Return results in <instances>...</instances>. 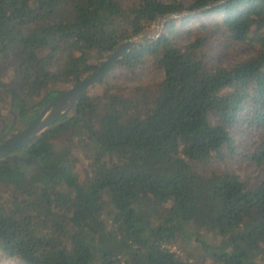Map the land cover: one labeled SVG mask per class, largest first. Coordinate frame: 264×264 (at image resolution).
Segmentation results:
<instances>
[{
    "label": "trees",
    "instance_id": "trees-1",
    "mask_svg": "<svg viewBox=\"0 0 264 264\" xmlns=\"http://www.w3.org/2000/svg\"><path fill=\"white\" fill-rule=\"evenodd\" d=\"M219 1L0 0V67L13 79L4 83L0 70V89L10 96L12 117L25 126L60 86L95 72L116 45L157 16ZM207 15L217 16L203 20ZM195 16L199 23L185 26L180 36L189 37L180 42L178 26ZM209 39L244 45L251 54L211 63ZM149 64L163 74L152 90L135 86V95L126 94L103 77L101 93L85 92L32 143L0 159L6 258L195 264L166 248L192 229L197 239H218L211 249L199 240L214 264H264V0H225L168 20L159 37L116 58L107 72L118 67L136 76ZM3 99L0 92V104ZM1 119L0 135L11 122ZM237 123L256 135L247 154L263 175L255 185L210 165L236 154L231 128ZM57 137L83 152L85 186L64 160L46 164ZM28 155L40 162L31 174L22 165Z\"/></svg>",
    "mask_w": 264,
    "mask_h": 264
},
{
    "label": "rangeland",
    "instance_id": "rangeland-1",
    "mask_svg": "<svg viewBox=\"0 0 264 264\" xmlns=\"http://www.w3.org/2000/svg\"><path fill=\"white\" fill-rule=\"evenodd\" d=\"M190 0H184V2L188 3ZM217 15H207L203 17V20H212ZM180 18V17H179ZM176 18L175 20H178ZM161 21L159 22V24ZM199 19L195 16L190 18L187 22L183 23L181 26H178L177 35L179 36V41L183 42L188 39L189 35H181L180 32L185 29L188 24H198ZM153 23L151 27H149V33L151 34H161L164 31V26L158 30L157 25ZM223 42L209 39L205 45V52L207 54V59L211 63H221L224 65H228L231 62L237 60L239 56L246 57L251 54V50L244 46L238 45L224 47ZM4 66L0 67L2 71V80L4 83L9 84L13 81L11 79L9 71ZM162 71L152 65H147L144 69L138 71L136 76L129 75L126 71L115 67L104 76L105 80H108L109 83L115 84L117 88H120L121 92L126 94L135 95L136 92L134 90L135 86H143L152 90L155 82L159 81L162 78ZM73 83L64 84L60 86L61 89L66 90ZM105 84H94L89 87L86 91L87 95H95L102 92ZM63 90V91H64ZM143 90V89H141ZM0 92L3 93L4 99L0 104V125L2 124V117L6 119L8 122L12 119V111L10 108V96L3 92L0 89ZM51 100V99H50ZM41 110V109H40ZM39 110V111H40ZM38 111V112H39ZM38 114V113H37ZM36 114V115H37ZM210 122H215L216 117L213 114L209 115ZM25 123L24 121L22 122ZM19 120L14 123V126L17 127V130L21 128L22 124ZM231 135L235 141V151L236 154L231 158L218 159L215 158L211 161L210 165L212 168L221 170L228 169L230 172L236 174L240 179L247 182L249 185H255L260 183L263 180L262 172L257 169L255 164L247 158V154L251 152L254 147V141L256 140L255 132L249 130L247 126L237 123L231 128ZM51 150L46 155L47 158L45 160L46 164L54 165L57 159L64 160L66 166L69 167L71 177L81 186H85L88 180V173L86 171L87 159L84 158V154L81 150L75 147L69 141H66L63 137H57L51 139ZM44 154H46L44 152ZM29 174L32 171H26ZM192 230V229H191ZM191 230L186 229V235L178 236L177 242L173 243L175 245L177 254L183 257H189V259L195 264H214L210 259L209 254L207 253V248L211 249L218 243V239L214 235H202V237L196 238L195 233H191ZM202 239L204 243L208 246L207 248L199 241ZM0 264H25L20 258H6L0 251Z\"/></svg>",
    "mask_w": 264,
    "mask_h": 264
},
{
    "label": "water",
    "instance_id": "water-1",
    "mask_svg": "<svg viewBox=\"0 0 264 264\" xmlns=\"http://www.w3.org/2000/svg\"><path fill=\"white\" fill-rule=\"evenodd\" d=\"M224 1L225 0H221L214 4L204 6L200 10L193 12L185 11L162 14L157 16L154 23L159 24L161 21V23L157 25V29L160 30L168 20L179 18L188 13H196L204 9H209ZM148 31L149 29L147 28L143 33L126 39L116 45L108 56L99 64L95 72L81 78L66 90L55 95L41 108L38 114L29 123L18 130L17 127L14 126L17 115L13 113L9 128L0 135V159L8 158L14 151L32 143L48 129L53 121L58 119L62 114L68 112L89 87L100 82L116 58L121 57L133 47L139 46L146 39L157 38L160 35L159 33L151 34ZM21 170L24 172L23 169Z\"/></svg>",
    "mask_w": 264,
    "mask_h": 264
},
{
    "label": "flooded vegetation",
    "instance_id": "flooded-vegetation-1",
    "mask_svg": "<svg viewBox=\"0 0 264 264\" xmlns=\"http://www.w3.org/2000/svg\"><path fill=\"white\" fill-rule=\"evenodd\" d=\"M28 158H29L28 161H26V160H24L25 162L22 161V163H23L22 165H23V168L25 171H28V170L32 171V169L34 168L32 163L37 165V164H40V162L36 156L28 155Z\"/></svg>",
    "mask_w": 264,
    "mask_h": 264
},
{
    "label": "built area",
    "instance_id": "built-area-1",
    "mask_svg": "<svg viewBox=\"0 0 264 264\" xmlns=\"http://www.w3.org/2000/svg\"><path fill=\"white\" fill-rule=\"evenodd\" d=\"M166 248H168L171 251L177 252L175 245H166Z\"/></svg>",
    "mask_w": 264,
    "mask_h": 264
}]
</instances>
